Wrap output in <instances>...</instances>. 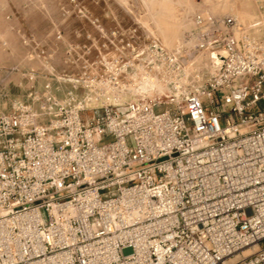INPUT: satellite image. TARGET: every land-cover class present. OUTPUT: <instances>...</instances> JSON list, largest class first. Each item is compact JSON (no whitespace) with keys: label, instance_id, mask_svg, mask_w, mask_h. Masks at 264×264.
<instances>
[{"label":"built area","instance_id":"2783aa9c","mask_svg":"<svg viewBox=\"0 0 264 264\" xmlns=\"http://www.w3.org/2000/svg\"><path fill=\"white\" fill-rule=\"evenodd\" d=\"M252 2L246 23L194 13L172 50L80 7L79 39L26 38L43 82L0 115V264H264Z\"/></svg>","mask_w":264,"mask_h":264},{"label":"rangeland","instance_id":"374dc122","mask_svg":"<svg viewBox=\"0 0 264 264\" xmlns=\"http://www.w3.org/2000/svg\"><path fill=\"white\" fill-rule=\"evenodd\" d=\"M0 0V115L10 114L28 93L40 91L43 72L40 62L29 55L26 38L37 43L52 40L56 33L68 39H79L90 24L77 14L85 8L110 26L106 14L112 12L122 26L134 27L142 39H155L139 19L155 15L153 22L166 20L174 11H186L179 42L190 28L191 16L209 12V8L235 16L246 23L256 14L252 0ZM176 44V46L178 45ZM160 46L163 47L161 44ZM176 46L173 48L175 49ZM172 50V49H171ZM53 73H60L59 61L52 63Z\"/></svg>","mask_w":264,"mask_h":264},{"label":"bare ground","instance_id":"6f19581e","mask_svg":"<svg viewBox=\"0 0 264 264\" xmlns=\"http://www.w3.org/2000/svg\"><path fill=\"white\" fill-rule=\"evenodd\" d=\"M213 15H222L223 13L208 9ZM184 13L186 11H174L168 15L166 20L161 21L162 25L156 22H153L152 17L155 18L154 14L151 11L149 18L143 17L139 19L141 25L145 27L157 40L160 44L168 50L173 49L179 41L180 31L182 30L184 23ZM256 247L243 251L242 255H248L250 252L254 251ZM238 259L236 257L233 261Z\"/></svg>","mask_w":264,"mask_h":264}]
</instances>
